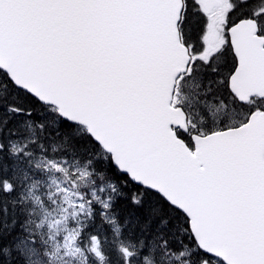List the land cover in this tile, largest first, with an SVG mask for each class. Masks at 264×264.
<instances>
[{
  "label": "snow or ice",
  "instance_id": "1",
  "mask_svg": "<svg viewBox=\"0 0 264 264\" xmlns=\"http://www.w3.org/2000/svg\"><path fill=\"white\" fill-rule=\"evenodd\" d=\"M0 264H264V0H0Z\"/></svg>",
  "mask_w": 264,
  "mask_h": 264
}]
</instances>
